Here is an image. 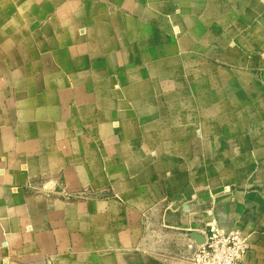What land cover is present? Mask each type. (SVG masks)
<instances>
[{"label": "crops", "instance_id": "1", "mask_svg": "<svg viewBox=\"0 0 264 264\" xmlns=\"http://www.w3.org/2000/svg\"><path fill=\"white\" fill-rule=\"evenodd\" d=\"M212 228L264 264V0H0V264H191Z\"/></svg>", "mask_w": 264, "mask_h": 264}, {"label": "built area", "instance_id": "2", "mask_svg": "<svg viewBox=\"0 0 264 264\" xmlns=\"http://www.w3.org/2000/svg\"><path fill=\"white\" fill-rule=\"evenodd\" d=\"M248 246L245 239L237 231L222 233L210 229L205 243L193 253L191 264H242Z\"/></svg>", "mask_w": 264, "mask_h": 264}, {"label": "water", "instance_id": "3", "mask_svg": "<svg viewBox=\"0 0 264 264\" xmlns=\"http://www.w3.org/2000/svg\"><path fill=\"white\" fill-rule=\"evenodd\" d=\"M196 239V238H195ZM204 243H205V241L203 242V243H201L199 246H202V245H204Z\"/></svg>", "mask_w": 264, "mask_h": 264}]
</instances>
